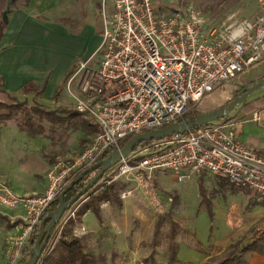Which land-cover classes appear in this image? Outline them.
<instances>
[{
	"label": "built area",
	"instance_id": "2783aa9c",
	"mask_svg": "<svg viewBox=\"0 0 264 264\" xmlns=\"http://www.w3.org/2000/svg\"><path fill=\"white\" fill-rule=\"evenodd\" d=\"M101 18L99 46L94 55L77 60L67 80L80 93L74 110L99 129L80 152L51 163L42 192L18 195L8 187L0 189L1 205L22 208L16 217L20 221H12L17 234L11 237L9 264L21 263L47 207L107 148L119 149L130 135L183 120L205 97L264 58V14L205 23L191 9L163 11L151 0H111ZM252 118L258 120L259 113ZM158 169L168 170L178 181L203 169L264 200V153L240 141L235 122L228 119L137 146L106 171L98 185L138 173L150 191ZM85 199L87 194L63 213L36 264L44 263Z\"/></svg>",
	"mask_w": 264,
	"mask_h": 264
},
{
	"label": "rangeland",
	"instance_id": "374dc122",
	"mask_svg": "<svg viewBox=\"0 0 264 264\" xmlns=\"http://www.w3.org/2000/svg\"><path fill=\"white\" fill-rule=\"evenodd\" d=\"M96 1L99 4L98 9L94 3L89 6L88 14L93 22L96 21L94 11L101 15L102 9L108 8L111 2ZM151 2L156 9L163 11L191 9L198 13L205 23L225 19H252L264 14V0ZM261 77H264V58L205 97L194 111L203 112L226 105L236 92L254 84ZM25 93L27 96L15 97L16 101L0 93V101L8 104L22 103L11 119L28 134L29 140L34 141L29 148V156H35L38 163L42 159L45 162H53L57 158L73 156L80 152L84 141L80 139L77 143L71 142L74 140L73 135L84 136L92 133L83 132L77 127L75 120L67 118L66 111L74 110L75 103L56 106L49 99L52 95L44 97L45 101L50 102L42 103L39 100L40 93L32 88ZM261 93H264V86L252 91L248 96L260 99ZM63 96H66V93H63ZM38 108L48 111L50 118L39 117L36 110ZM230 113L231 111L224 119H228ZM82 116L87 118L83 114ZM199 182L203 184L204 195L210 203L211 215L208 207L202 202ZM108 185H113V192L121 201L126 198L133 200L132 204L126 203L125 206L122 203L124 216L128 219L122 234L118 235V242H123V250L117 251L115 245L110 243L114 236L107 235L104 243L98 244L97 250L88 251L90 259L87 264H212L222 260L230 251H240L246 245L254 248L242 254L246 264H264V200L253 190L231 184L228 180L203 169L191 171L182 182H177L176 176L168 170H155L150 191L138 173L120 176ZM85 201L88 199L81 204ZM108 205L114 210L117 209L116 202H109ZM75 219L77 214L72 220ZM19 221L17 218L13 220L15 224ZM68 225L69 223L64 227L55 247L64 238ZM3 228L6 230L5 223ZM16 234L13 230L2 239L0 264H9L13 246L11 237ZM262 247L263 253L258 251Z\"/></svg>",
	"mask_w": 264,
	"mask_h": 264
},
{
	"label": "crops",
	"instance_id": "0c3cea01",
	"mask_svg": "<svg viewBox=\"0 0 264 264\" xmlns=\"http://www.w3.org/2000/svg\"><path fill=\"white\" fill-rule=\"evenodd\" d=\"M92 3L98 9L95 0H0V23L2 12L9 4L7 23L0 38V87L3 90L0 93L27 96L24 88L38 90L45 82L39 94L42 103L52 101L56 106L74 103L80 93L73 83L67 85L68 77L77 60L94 55L100 42L102 18L94 11L96 21L90 19ZM46 95H52L50 101L44 100ZM259 98L248 96L242 105L231 110L228 120L235 122L240 141L264 153V93ZM254 112L259 113L258 120L252 118ZM73 136L71 142L77 143L83 135ZM33 142L14 120L0 122V189L8 187L18 195L44 190L45 174L52 161L42 159L38 163L35 156H29ZM86 143L80 142L82 146ZM109 202L99 203V217L88 209L71 220L62 238L65 241L77 238L83 251L88 253L97 250L105 236L111 235L114 238L110 243L122 252L123 242H118V235L122 234L128 219L122 205L114 210ZM122 203L125 206L133 200L126 198ZM20 215L21 207L8 208L0 204V251L4 236L14 230L11 222ZM55 252L57 254V250Z\"/></svg>",
	"mask_w": 264,
	"mask_h": 264
},
{
	"label": "water",
	"instance_id": "95a60500",
	"mask_svg": "<svg viewBox=\"0 0 264 264\" xmlns=\"http://www.w3.org/2000/svg\"><path fill=\"white\" fill-rule=\"evenodd\" d=\"M9 4L2 12V22L7 23ZM264 86V77L259 78L254 84L241 88L238 93L224 106L208 111L198 112L189 118L170 122L159 128L143 131L132 135L119 149H113L107 157L101 158L92 165L86 167L72 178L59 192L56 206L49 211L38 224V231L28 255L22 264H36L47 246L49 237L55 225L63 213L75 202L85 196L102 180L106 171L122 158L128 156L134 148L142 142L161 140L173 134H183L203 124L223 119L236 105L244 102L247 96L254 90ZM92 174L88 181L68 200L64 199L65 193L77 182L87 175Z\"/></svg>",
	"mask_w": 264,
	"mask_h": 264
},
{
	"label": "trees",
	"instance_id": "16d2710c",
	"mask_svg": "<svg viewBox=\"0 0 264 264\" xmlns=\"http://www.w3.org/2000/svg\"><path fill=\"white\" fill-rule=\"evenodd\" d=\"M6 23L1 22L0 23V38L2 36L3 33V28L5 27ZM45 88V82L43 83L42 87L38 90H35V92L37 93H41ZM28 90V88H24V92ZM0 92H3V90L0 87ZM238 92H236L237 94ZM8 95V94H7ZM10 96V95H8ZM10 98H12L13 100L16 101V98L13 96H10ZM19 105L21 106L22 103H12V104H8L5 102L0 101V121H5V120H9L12 118V116L14 115L16 109L19 107ZM37 112L39 113V117H46V118H50V113L48 111H41L39 108L36 109ZM67 110V109H64ZM68 112L67 118L68 119H73L75 120V124L77 125V127L81 128V130L86 133H92L90 136L88 135H84L82 136V140L84 142H89L92 138V136L94 135V133H96V131H98L99 127L98 124L92 122L90 119L88 118H84L82 116L81 113L75 111V110H69L66 111ZM199 111H194L192 113L187 114L184 119L189 118L190 116L198 113ZM132 135L126 137L125 139H123L120 143V146H123V144L131 137ZM153 141V140H152ZM151 141H146V142H142L141 144H145V143H150ZM139 144V145H141ZM137 145V146H139ZM136 146V147H137ZM135 147V148H136ZM134 148V149H135ZM83 148H81L82 150ZM80 150V151H81ZM112 148H107L102 155L100 156L99 159L101 158H105L108 156V154L112 151ZM88 175V174H87ZM85 175L82 180H80L79 182H77L76 184H74L66 193L64 196L65 200H68L69 198H71L83 185V179L87 176ZM225 179V178H224ZM227 180V179H226ZM113 185H104L103 187H99V185H97L95 188H93L92 190H90L87 195H88V201H85L83 204L80 205V207L78 208L76 214L77 217L82 215L86 210L90 209L92 210L96 216L99 217V203L103 200L106 201H110V202H116L118 207H121V201L120 199L117 197V195L113 192ZM199 193L201 195L202 198V202L208 207V211L210 212V203L209 201L206 199V196L204 195V188H203V184L201 182H199ZM57 203V197L51 202V204L47 207V209L45 210V212L42 214L40 220L49 212L51 211ZM211 215V212L210 214ZM38 231V225L35 226V228L33 229V232L31 233V236L29 238V242L28 245L23 249V257L21 259V263L24 262L25 258L28 255V250L29 247L32 246V244L34 243V240L36 238V234ZM174 232V231H173ZM172 232V233H173ZM59 246V248H58ZM54 253H50L47 258L45 259L43 264H87L89 262V254L83 251V247L80 243V241L77 238H72L69 241H65L64 239L60 240V242L58 243V245L53 249ZM57 250V254L56 251ZM254 250V248L246 245L244 248H242L240 251H230L228 253L227 256H225L222 260L212 263V264H246L245 259L242 257V254L246 251H251ZM259 252L263 253V247L261 249H258ZM55 255V256H54ZM150 258H152V254L150 255ZM146 260V259H145Z\"/></svg>",
	"mask_w": 264,
	"mask_h": 264
}]
</instances>
